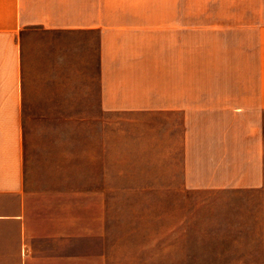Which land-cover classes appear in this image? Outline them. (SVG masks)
<instances>
[{"label": "crops", "instance_id": "0c3cea01", "mask_svg": "<svg viewBox=\"0 0 264 264\" xmlns=\"http://www.w3.org/2000/svg\"><path fill=\"white\" fill-rule=\"evenodd\" d=\"M39 31L95 35L100 110L126 113L138 124L143 117L159 165L179 151L185 188L263 186L264 12L136 11V0H0V264H109L102 213L88 219L103 196L97 182L82 176L76 188L31 186L24 40ZM73 197L80 212H73Z\"/></svg>", "mask_w": 264, "mask_h": 264}, {"label": "rangeland", "instance_id": "374dc122", "mask_svg": "<svg viewBox=\"0 0 264 264\" xmlns=\"http://www.w3.org/2000/svg\"><path fill=\"white\" fill-rule=\"evenodd\" d=\"M143 9L259 13L264 0H136V11ZM95 46L86 32L25 37L22 122L31 186L76 188L82 176L97 182L103 196L88 219L102 213L109 264H264V184L185 188L179 151L159 165L143 117L138 124L126 113L100 110ZM78 201L73 197V212H80Z\"/></svg>", "mask_w": 264, "mask_h": 264}]
</instances>
